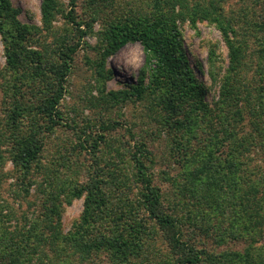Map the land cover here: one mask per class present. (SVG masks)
<instances>
[{"label":"trees","instance_id":"trees-1","mask_svg":"<svg viewBox=\"0 0 264 264\" xmlns=\"http://www.w3.org/2000/svg\"><path fill=\"white\" fill-rule=\"evenodd\" d=\"M256 1L264 4V0ZM102 2L111 1L89 2V6L98 5L93 20L98 18ZM223 2L146 0L147 6L130 5L117 16L109 15L97 32L100 46L93 67L99 80L112 77L107 59L124 46L139 42L144 49L145 62L137 82L128 90L110 94L118 99L147 97L151 110L159 113L170 137L171 154H176L181 168L175 175L166 170L163 173L164 182L182 195L175 201L155 181V155L150 145L135 139L133 133V142L120 141L118 145L107 142L103 133L93 141L81 142V146L85 142L90 145L86 152L95 161L88 167L86 181L79 180V170L69 174L53 163L44 164L47 138L61 124L59 107L67 76L84 35L93 32V24L71 17L77 6V0H71L68 15L79 40L57 34L55 49L45 47L42 51L34 45L41 32L55 34L54 22L62 12L60 0H42V26L23 23L18 18L20 8L12 0H0V39L6 58L0 85L13 102L8 101L12 105L0 126V144L9 147L10 159L23 175L24 195L19 193L27 198L36 185L42 202L31 204L43 210L35 217L23 212L18 224L11 223L17 218L16 211L0 188V264H85L101 255L106 258L103 264H146L142 256L151 239L148 219L162 231L170 254L164 256L162 251L161 258L170 264L208 260L217 264L241 256L238 251L209 253L191 238H184L182 223L186 217L180 212L189 207L188 200L197 207L194 214L210 211L227 216L231 233L251 238L247 250L263 238L264 10L249 22L244 21L246 16L228 15ZM187 20L195 26L200 20L216 24L228 47L229 66L221 81L220 98L213 105L207 102L205 87L198 81L184 47L181 22ZM251 39L259 46L254 75L247 70L253 66L248 61ZM214 55L212 52L210 56L213 76ZM114 127L108 124L103 130ZM102 142L110 149L107 162L111 166L116 163H110L114 155L130 157L129 174L119 167L113 171L109 165L107 169L99 165ZM34 171L44 176L42 181L33 177ZM135 184L139 188L133 198L137 204L133 205L130 194ZM83 195L82 214L64 233L62 204Z\"/></svg>","mask_w":264,"mask_h":264},{"label":"rangeland","instance_id":"rangeland-1","mask_svg":"<svg viewBox=\"0 0 264 264\" xmlns=\"http://www.w3.org/2000/svg\"><path fill=\"white\" fill-rule=\"evenodd\" d=\"M70 1L60 0L62 12L57 15L54 22L55 34L47 33V31L41 32V39L34 45L35 48L42 51H46L45 47L48 51H51L56 47L57 34L68 37L72 41H78L79 35L74 30L73 17L77 21H86L93 24V32L84 35L73 66L67 76L66 88L59 107L62 117L61 124L47 138L42 154L44 164L53 163L69 174H77L75 170H79V180L86 181L89 177L88 167L94 164L95 161L90 153L86 152V150H90V145L85 142L81 146V142L86 139L93 141L94 138L103 133L107 137V142L110 141V143L118 145L120 141L133 142V133L136 136L135 139L147 142L154 152L153 172L155 181L165 191L167 189L166 192L171 200L178 201L182 199L181 193L170 184L167 185L163 179L164 170L171 175H175L181 168L177 162L176 154H171L170 137L163 127L159 113L157 114L156 111H152L150 108V99L147 97L139 100L135 97L118 99L110 94L111 91L128 90L137 82L140 69L145 62L142 45L139 42L129 43L107 59L106 67L111 69L113 73L107 81L99 80L93 67V61L97 58L98 47L100 46L97 32L104 20L109 15L117 16V14H121L125 7L130 5L137 4L139 8H142L146 4V0H110V4L102 2V10L96 20H93L92 17H94L95 7L98 5L89 6L91 0H77V6L72 12V18H70L68 15L72 9ZM257 2L256 0H224L223 4L228 15L246 16L244 21L254 22L257 19L256 15L264 10V4H258ZM12 3L15 7L20 8L21 12L18 18L23 23L42 26V0H12ZM242 26L247 27V23L243 22ZM181 33L194 73L198 81L205 87L207 102L213 105L220 98L221 81L229 66V52L223 35L218 26L208 20H200L196 26L192 25L189 20L181 22ZM250 45L248 61L253 66L247 68V70H250L249 75H254L256 74V62L258 61L256 50L259 46L256 39H253ZM212 52L215 53L213 56L215 76L211 74L210 56ZM5 64L6 58L3 43L0 39V70ZM1 77L2 74L0 75V82L2 81ZM8 101L9 98H6L0 85V126L6 121L9 114L7 110L13 104V102L9 101L11 104ZM108 124H114L115 127L103 130V127ZM83 145L85 146L83 147ZM10 155L9 147L0 144L1 193L3 198L8 200L11 206L15 208L17 218L11 223L15 224L17 222L18 224L19 216L23 212L35 217L43 211L38 205L31 204V202L36 204L42 202V197L41 194L37 193L36 185H33L29 196L23 198L25 187L22 183L23 175L10 159ZM109 157L108 144L102 142L98 156L99 165L104 166L105 169L109 165V169L112 168L113 171L119 167L124 174L130 173V157L123 154L118 157L114 155L110 160V163L112 161L116 162L113 166L107 162ZM33 177L37 181H42L44 176L34 171ZM137 185L133 187L130 194L132 200L134 193L139 188ZM19 190L23 195L19 193ZM84 200L85 195L74 198L70 204L66 202L62 204L61 225L64 233L69 232L74 223L79 220L84 208ZM191 202L193 200H188L189 207L184 206V209L180 212V215L184 214L186 217L182 223L185 239L191 238V241L195 242L197 246L205 248L209 253L227 252L229 254L234 251L240 252L241 256H236L233 261L229 260L217 264H264V236L258 239L255 244L253 243L251 251L247 250L251 244V238L231 233V223L227 216L213 215L210 211H200L194 214L197 207L194 202L192 206ZM130 204L136 205L137 203L135 204L133 200ZM189 208L193 210L192 213L188 212ZM148 223L150 224L151 239L142 256V262L146 264H170L166 259L161 258L163 257L160 253L162 251L165 252L164 256L166 253L170 254L162 231L152 220L148 219ZM262 231L264 235V227ZM78 261L80 262V258H78ZM104 261L106 262V258L101 255L91 260V262L87 260L85 264H103ZM201 264L212 263L208 260L203 261Z\"/></svg>","mask_w":264,"mask_h":264}]
</instances>
